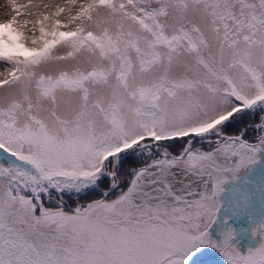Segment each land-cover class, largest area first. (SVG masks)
<instances>
[{
  "label": "snow or ice",
  "instance_id": "snow-or-ice-1",
  "mask_svg": "<svg viewBox=\"0 0 264 264\" xmlns=\"http://www.w3.org/2000/svg\"><path fill=\"white\" fill-rule=\"evenodd\" d=\"M7 4L0 264H264V0Z\"/></svg>",
  "mask_w": 264,
  "mask_h": 264
},
{
  "label": "rangeland",
  "instance_id": "rangeland-1",
  "mask_svg": "<svg viewBox=\"0 0 264 264\" xmlns=\"http://www.w3.org/2000/svg\"><path fill=\"white\" fill-rule=\"evenodd\" d=\"M5 12H9L6 0H0V18H4ZM0 71H3V66L0 65ZM259 171V169H258ZM226 213H222L221 219L223 218V215ZM232 223L235 225L237 229V235L234 237L232 243L237 245L242 252L247 251L248 247H255L259 242V237H253L250 232L244 233L240 231L241 226H247V222L244 220L236 221L233 220ZM226 227V225H225ZM211 232L213 234L214 239H220V226L213 225ZM204 263H203V262ZM226 264V261L224 257L221 255V253L215 249V248H208L203 256L200 258L199 264Z\"/></svg>",
  "mask_w": 264,
  "mask_h": 264
},
{
  "label": "trees",
  "instance_id": "trees-1",
  "mask_svg": "<svg viewBox=\"0 0 264 264\" xmlns=\"http://www.w3.org/2000/svg\"><path fill=\"white\" fill-rule=\"evenodd\" d=\"M57 2H59V0H57ZM18 3H20V4H25V3H27V0H18ZM6 5H7V8H8V11H11V8L8 6V4H7V0H6ZM203 262V261H202ZM201 262V263H202ZM204 263V262H203ZM202 263V264H203Z\"/></svg>",
  "mask_w": 264,
  "mask_h": 264
}]
</instances>
